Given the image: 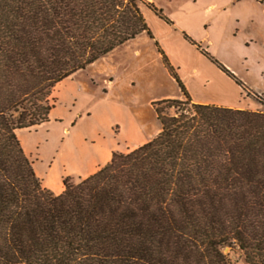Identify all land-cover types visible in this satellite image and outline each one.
Wrapping results in <instances>:
<instances>
[{"label": "trees", "instance_id": "16d2710c", "mask_svg": "<svg viewBox=\"0 0 264 264\" xmlns=\"http://www.w3.org/2000/svg\"><path fill=\"white\" fill-rule=\"evenodd\" d=\"M146 1L0 0V264H232L231 245L264 264V111L193 103L175 77L186 101L154 104L160 133L60 195L24 152L59 83L153 38Z\"/></svg>", "mask_w": 264, "mask_h": 264}, {"label": "rangeland", "instance_id": "374dc122", "mask_svg": "<svg viewBox=\"0 0 264 264\" xmlns=\"http://www.w3.org/2000/svg\"><path fill=\"white\" fill-rule=\"evenodd\" d=\"M149 4L162 11L170 23L155 13ZM143 11L152 37L157 42L147 34H142L54 88L51 103L58 116L72 115L74 121L78 114L84 115L77 121L78 126L72 137L81 135L92 125H100L109 136L111 123L117 122L124 129L132 114L144 129L146 139L154 138L161 130L154 102L163 96L186 101L175 77L197 99L216 102L225 107H259L258 98L264 97V94H259L264 93V11L257 2L147 0ZM183 34L224 67L228 69L227 66H230L228 70L234 71L231 73L245 88L231 77L223 75L222 70L206 54L190 44ZM160 46L182 61L179 69L173 68V72H170L164 65ZM245 92H248V96ZM74 99H78L76 106ZM116 107L119 110L113 112ZM163 108H166L165 113L172 114L167 106ZM53 110L46 122L51 121L53 125L46 126L43 123L23 129L32 135L41 136L44 140L41 156L47 159L56 150L68 151L74 142L69 139L61 144L63 131L55 124V117L51 118ZM87 111H90L91 119L85 117ZM262 111L264 107L258 112ZM20 131H17V135ZM78 137L74 140H78ZM121 145V152L118 153H129L130 143L125 140ZM26 156L34 168L35 157ZM65 180L75 183L81 181L65 178L64 183ZM222 251L232 264H247L243 251L237 245L224 247Z\"/></svg>", "mask_w": 264, "mask_h": 264}, {"label": "crops", "instance_id": "0c3cea01", "mask_svg": "<svg viewBox=\"0 0 264 264\" xmlns=\"http://www.w3.org/2000/svg\"><path fill=\"white\" fill-rule=\"evenodd\" d=\"M253 1L257 2V4L261 8H263V11H264V0H253ZM152 40L154 42H157L155 37H153ZM193 46L197 47L195 45ZM160 50L168 58V61L170 62V66L172 67V69L173 68L179 69V67L181 66L180 63L182 61H180V59L172 55V53H170V51L167 50L166 48H162L160 46ZM198 51L200 50L198 49ZM227 67L228 69H231L230 66H227ZM231 72H234V71L231 70ZM221 73L225 76L227 75L222 71ZM112 87H113V83H112ZM186 89L188 93L190 94L193 100V103L225 107L216 102H209V101H203L201 99H197L191 95L188 88ZM107 93L109 94V91ZM245 93L248 96V92H245ZM259 94L263 95L264 93L261 92ZM169 97L170 96H163L161 97V99H159V101H156L154 103L164 101V100H170V99L172 100V98H169ZM74 102L76 106V103H78V99H74ZM262 107L263 106L260 103H259V107H256V108H249V107H243V106H238V105L237 106L235 105L226 106V108H232V109H238V110L246 109V110L254 111V112L260 111ZM118 110L119 109L116 107L115 109H113V112L118 111ZM70 114L72 113L70 112ZM53 116L55 117L54 119L55 124H57L58 127L61 128V130L63 131V136H61V144L62 145L65 144L67 141H69V139L74 141L72 143V146H70L69 149H67L68 151L56 150L53 152L51 157L47 159L46 157L41 156V152L43 150L42 145L44 141L42 140L41 136H39L38 134L32 135L31 133L29 132L27 133L25 132V130L22 129L20 132H18V138L26 154L31 157L33 156L35 157L34 169H35L36 175L38 176V178H40V181L43 187L51 191L55 195H60L65 191V184H64L65 178L84 180L96 174L98 171L104 168L107 164L111 162L114 153L121 152V146H122L121 143L124 142L125 140H127L130 143L129 146H131V150H129L128 152H132L133 150L143 146L144 144L148 143L149 141H151L152 139L156 137L155 136L152 139H146L145 135L143 134L144 129L142 130V127L140 126L139 122L136 120L134 115L131 114L130 119H128L127 126H125L126 128L124 129H121L120 126L117 124V122L111 123L109 126L110 128L109 136L101 128L100 125H92V127L87 129L81 135L78 134L79 137L77 135L78 140H74L77 137L75 136L72 137L73 131L78 126L77 121L80 118H82L84 115L78 114L77 120L73 121L72 115H69L67 117L58 116L57 110L55 109L53 110L51 114V118ZM86 116L88 119H91L90 111L86 112L85 117ZM49 125L51 126L53 125V123L51 121L49 123H46V126H49ZM44 126L45 124L42 125L40 128L42 129L44 128ZM68 128L70 129L69 131H68ZM67 131L68 133H66ZM45 142H48V140H46ZM69 156H71V158H69Z\"/></svg>", "mask_w": 264, "mask_h": 264}]
</instances>
